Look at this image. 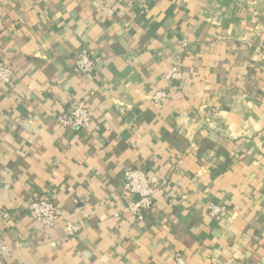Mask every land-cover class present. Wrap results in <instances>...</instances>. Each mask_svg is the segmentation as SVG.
Instances as JSON below:
<instances>
[{
	"label": "crops",
	"instance_id": "obj_1",
	"mask_svg": "<svg viewBox=\"0 0 264 264\" xmlns=\"http://www.w3.org/2000/svg\"><path fill=\"white\" fill-rule=\"evenodd\" d=\"M263 19L264 0H0V264H264ZM81 101L89 126L63 128ZM128 168L166 182L142 221L122 212Z\"/></svg>",
	"mask_w": 264,
	"mask_h": 264
},
{
	"label": "built area",
	"instance_id": "obj_2",
	"mask_svg": "<svg viewBox=\"0 0 264 264\" xmlns=\"http://www.w3.org/2000/svg\"><path fill=\"white\" fill-rule=\"evenodd\" d=\"M254 3L256 0H248ZM264 31V19L260 25ZM99 60L93 57L88 51L81 49L75 55V69L84 74H93ZM14 79V72L9 64L0 65V83L11 84ZM183 79L182 71L175 66L165 75L167 83H178ZM169 93L164 90H158L152 95V102L159 106L168 99ZM92 121V112L87 101H81L74 104L66 114L59 118V123L63 128L70 130L83 129L89 126ZM124 182L125 207L122 212L132 215L139 221H142L146 212L151 209L157 196L166 190V182L161 184L154 182L153 179L142 169L128 168L122 175ZM37 222L41 227L55 229L62 219L63 212L46 197H41L33 201L30 205ZM207 211L211 216L220 215L225 211V206L210 203ZM69 236H76L80 233V228L69 224L66 227ZM10 255V249L0 244V258H6ZM178 264H186L185 260L177 255Z\"/></svg>",
	"mask_w": 264,
	"mask_h": 264
}]
</instances>
